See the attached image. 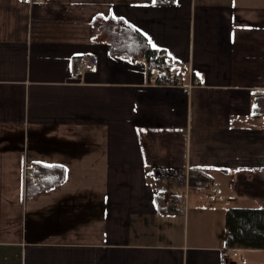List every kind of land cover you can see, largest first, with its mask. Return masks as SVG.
<instances>
[{
  "label": "crops",
  "instance_id": "0c3cea01",
  "mask_svg": "<svg viewBox=\"0 0 264 264\" xmlns=\"http://www.w3.org/2000/svg\"><path fill=\"white\" fill-rule=\"evenodd\" d=\"M109 18L178 85L113 56ZM27 164L63 179L29 197ZM262 201L264 0H0V264H264L225 241L226 212Z\"/></svg>",
  "mask_w": 264,
  "mask_h": 264
},
{
  "label": "trees",
  "instance_id": "16d2710c",
  "mask_svg": "<svg viewBox=\"0 0 264 264\" xmlns=\"http://www.w3.org/2000/svg\"><path fill=\"white\" fill-rule=\"evenodd\" d=\"M92 25L105 37L113 56H125L132 60L142 58L147 64L148 75L151 77L155 74L158 84L178 85L180 74L175 73L173 64L163 52L151 48L134 29L123 26L112 18L95 19ZM46 169L51 172L50 177L44 178L42 173L45 168H36L32 175L37 179V183L33 184L31 180H27V196L50 189L63 179L61 169ZM242 184L246 185V188L250 186V192L243 190L250 197L259 194V185L241 179L236 182L235 190L238 191ZM225 241L228 248L264 249V201L256 209L232 208L226 212Z\"/></svg>",
  "mask_w": 264,
  "mask_h": 264
},
{
  "label": "built area",
  "instance_id": "2783aa9c",
  "mask_svg": "<svg viewBox=\"0 0 264 264\" xmlns=\"http://www.w3.org/2000/svg\"><path fill=\"white\" fill-rule=\"evenodd\" d=\"M170 2V0H166ZM96 68V59L92 56L84 57L79 60L76 68L70 74L68 78V83L70 84H81L84 81V77L88 72L93 71ZM175 73L181 72L180 67H174ZM151 84L156 85L155 79L152 80ZM25 178L26 180H31L34 184L37 183V179L32 175L36 171V167L27 164L25 167ZM166 208H173L172 200L169 198L164 202Z\"/></svg>",
  "mask_w": 264,
  "mask_h": 264
},
{
  "label": "rangeland",
  "instance_id": "374dc122",
  "mask_svg": "<svg viewBox=\"0 0 264 264\" xmlns=\"http://www.w3.org/2000/svg\"><path fill=\"white\" fill-rule=\"evenodd\" d=\"M246 187H247L246 185L242 184V186H239L238 191L235 190V193H234L235 195H234L232 201L230 202V207H236V205H243V204H246L248 207H250V200H252V199H250V200L246 199L248 201H242V198H246L247 196H249L245 192L248 190L250 192V186L248 188H246ZM217 198L219 200L221 198V196L219 195ZM251 205H253V203Z\"/></svg>",
  "mask_w": 264,
  "mask_h": 264
}]
</instances>
